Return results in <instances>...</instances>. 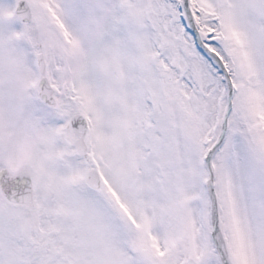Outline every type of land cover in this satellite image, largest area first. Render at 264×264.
<instances>
[{"label": "snow or ice", "instance_id": "6c2138e0", "mask_svg": "<svg viewBox=\"0 0 264 264\" xmlns=\"http://www.w3.org/2000/svg\"><path fill=\"white\" fill-rule=\"evenodd\" d=\"M0 264H264V0H0Z\"/></svg>", "mask_w": 264, "mask_h": 264}]
</instances>
